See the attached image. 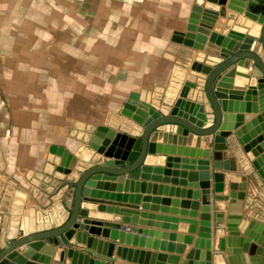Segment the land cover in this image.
<instances>
[{"label": "crops", "instance_id": "crops-1", "mask_svg": "<svg viewBox=\"0 0 264 264\" xmlns=\"http://www.w3.org/2000/svg\"><path fill=\"white\" fill-rule=\"evenodd\" d=\"M194 1L0 0L2 244L68 218L79 174L107 158L90 144L98 127L106 128L103 136L142 129L121 112L127 98L167 114L183 97L203 104L204 126L212 124L205 75L192 63L215 64L235 42L263 54L264 0H252L261 5L256 18L246 14L249 0H227L226 16L211 29L189 21ZM214 88L224 112L216 133H179L177 125L163 124L137 177H101L96 181L109 187H86L87 197L100 200L90 205L103 215L98 220L111 213L109 220L130 228L122 242L76 227L65 244L38 240L11 258L28 261L37 254L35 264H248L250 244L264 247V76L245 58L222 72ZM202 171L209 173L207 187L200 185ZM215 172L224 174L220 191ZM237 198L241 217L228 214ZM194 200L198 208L191 215ZM205 219L208 234L200 230ZM118 246L146 254L129 261L117 255Z\"/></svg>", "mask_w": 264, "mask_h": 264}, {"label": "water", "instance_id": "water-1", "mask_svg": "<svg viewBox=\"0 0 264 264\" xmlns=\"http://www.w3.org/2000/svg\"><path fill=\"white\" fill-rule=\"evenodd\" d=\"M226 3L227 0H195L189 15V21L211 29L214 27L219 16H226ZM248 3L246 14L256 18V14L259 13L261 5L254 3L252 0H249ZM259 20L262 24L260 43L263 47L262 52H264V11H261ZM239 44V42H235L230 52H222L221 59L215 64H207L201 61H194L192 63V69L205 75V96L213 116L212 124L204 126L208 121V115L203 104L186 100L183 97H179L176 100L170 112L167 114L158 110L155 111L153 107L148 106V104L144 102H139L132 97L127 98L121 112L135 120L138 124H141L142 129L136 131L134 135L111 130L107 136H103V131L106 130V128L98 127L97 131L94 132L91 137L90 144L98 153L107 158L102 162L92 164L79 174L74 183L73 203L68 218L59 226L24 233L11 240H5L4 244H2V240L0 239V264H35L34 261H37L39 258L37 254L32 256L28 261H24L22 258L12 259L10 255L21 246L38 240L57 238L58 242L65 244L67 238L70 237L76 227L88 233L109 237L112 240L119 239L122 242L125 229L129 231L130 228L122 226L119 222L109 220L113 218L111 213L106 214V220H98L103 217V215L96 214V210L90 209V205L94 202H100V200L87 197L85 195L86 187L90 185L95 186V182L97 183V187H101L102 185L109 187L110 184L108 183H102L101 185V182L96 181L97 178L101 177L107 178L108 176L115 178L126 174H129L132 178L137 177L139 173L138 170L142 167L147 152L151 147V141L155 137L156 130L163 124L177 125V132L179 133L192 132L198 135L216 133L222 125L224 116L222 101L218 98L214 88L215 81L219 75L236 62L248 58L252 60L255 72H257L258 76H264V53L261 54V52L252 50L247 45L238 48L237 45ZM200 175L202 178L200 185L202 187H207V179L209 177L208 171H202ZM214 177L215 190H222L224 174L222 172H215ZM129 179V177L126 179L125 186L128 185ZM101 201L103 202L106 200ZM174 202L178 203L179 200H174ZM118 203L119 202L107 201V204L119 205ZM191 204L192 210L187 213L193 215L198 208V202L194 200ZM142 207L147 206L143 204ZM108 211H111V209H108ZM228 214L238 217L243 215L242 199L237 198L230 201ZM89 215H96L97 219H91ZM206 217L208 218V216ZM81 218H83V220H81ZM256 221L257 220L253 219L251 223L254 224ZM209 225V220L205 219L200 230L208 234V231H210ZM114 246L115 243L110 241L108 245L109 250L107 251L108 256H112ZM133 249L132 247L124 248L123 246H118L117 255L125 257L129 261H136L139 252L141 255L144 253L146 254L143 250L139 251L138 249ZM247 251L249 255H251V257L248 258L247 252L245 253V261L248 264H264L263 246L252 242ZM158 259L164 260L165 255L159 254ZM143 261L145 264H152L151 262H147V260H140V262ZM55 264L63 263L55 262ZM157 264L162 263L159 262Z\"/></svg>", "mask_w": 264, "mask_h": 264}, {"label": "bare ground", "instance_id": "bare-ground-1", "mask_svg": "<svg viewBox=\"0 0 264 264\" xmlns=\"http://www.w3.org/2000/svg\"><path fill=\"white\" fill-rule=\"evenodd\" d=\"M230 43V42H229ZM258 45V44H257ZM262 46V45H261ZM256 51V50H255ZM214 58V57H213ZM208 60V59H207ZM210 61V60H209ZM244 63V62H243ZM254 71V70H253ZM234 72V71H233ZM240 76V75H239ZM243 81V80H242ZM219 82H221V81H219ZM223 83H224V81H222ZM222 83V84H223ZM226 83V82H225ZM221 84V83H220ZM225 85V84H224ZM157 135V134H156ZM161 135V134H160ZM167 138V137H166ZM166 140V139H165Z\"/></svg>", "mask_w": 264, "mask_h": 264}]
</instances>
